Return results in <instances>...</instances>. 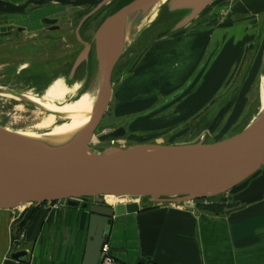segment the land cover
Returning <instances> with one entry per match:
<instances>
[{
	"label": "water",
	"instance_id": "water-1",
	"mask_svg": "<svg viewBox=\"0 0 264 264\" xmlns=\"http://www.w3.org/2000/svg\"><path fill=\"white\" fill-rule=\"evenodd\" d=\"M114 1L24 0L14 3L0 0L2 41H8L5 34L14 30V24L19 32H35L41 29L38 24L43 28L56 24L54 17L62 12L91 9L75 31L78 51L69 59L66 78L69 85L80 81L82 87L87 88L91 76H96L97 95L85 127L67 141L55 143L29 139L0 127V216L8 214L13 222L14 211L30 206L16 226L18 235L35 208L42 204L48 208L54 203H63L66 208L88 212L89 237L80 264H98L101 248L109 240L116 218L137 214L141 209L146 210L143 208L146 205L181 206L186 202L217 198L264 168V109L260 111V106L240 132L214 144L203 141L184 145L148 143L91 149L90 143L110 106L114 69L134 43L144 19L160 5L155 20L147 28L162 18L170 20L169 27L160 29L159 34L151 38L155 42L188 27L214 2L134 0L107 16L92 39L84 42L79 35L82 24L106 11ZM3 95L36 108L10 89H0V96ZM56 117L67 118L59 114ZM124 136L125 132L119 129L99 136V141L106 143ZM105 197L128 198L137 204H120L113 208L105 203ZM4 227L0 221V264H27L24 259L30 255L28 250L8 253L10 240L7 246ZM18 244L13 241L14 246Z\"/></svg>",
	"mask_w": 264,
	"mask_h": 264
},
{
	"label": "flooded vegetation",
	"instance_id": "flooded-vegetation-1",
	"mask_svg": "<svg viewBox=\"0 0 264 264\" xmlns=\"http://www.w3.org/2000/svg\"><path fill=\"white\" fill-rule=\"evenodd\" d=\"M9 1L22 3L24 0ZM133 1L116 0L100 15L87 19L79 29L80 38L88 43L107 16L117 12ZM90 10L89 8L71 10L55 15L54 19L57 20L56 24L43 28V32L52 38L50 40L53 43L55 42L54 47H56L57 51H61L62 56H60L59 61L56 60L51 66L47 65L43 68L40 64H36L32 68L25 69V72L18 78L19 82L33 84L35 88H42L59 76H64L65 79L67 78L69 59L78 51L75 31L80 24V20ZM163 19L152 24L143 32L141 35V44L139 45L144 44L153 36L159 34L160 29L163 30L169 27L168 25H159L165 21ZM13 27L14 30L12 32L5 34L8 40L6 42L9 44L15 41V48L21 52L25 50V44L22 43L24 42L23 39L26 32H19L16 24ZM41 30L35 31L38 33H35L34 36L40 35L41 37ZM183 33L193 34L197 37L198 48L194 50L195 64L187 66L186 71L184 70L185 73H178L176 79L163 82L165 84L163 89H170L172 86H177V90L173 93L168 90V94L165 96L166 99L159 103L157 107L160 108L156 107V109L164 108L166 112H170L173 110L171 107L179 101H181L180 104L188 101V99L195 101L199 99L201 101L203 99L201 97V90L203 88L206 89L204 94L209 95L211 93V97L206 105L197 111L187 109L183 112V110H179L181 107H175L177 109L173 110L175 114L172 113V116L178 115L177 121L171 124L167 132L161 133L166 139L177 137L181 134H189L191 137L196 135L197 128L201 125L200 122L203 117L207 115V111H210L220 101L229 103L230 100L228 101L227 99L234 97L245 86H249L251 89H257L259 98L261 77L264 75V70L262 71V67H264V0H214L188 27L169 35V37L167 36V38L169 39L174 35ZM59 42H65V48ZM136 49L134 48L131 51L130 58L123 56L118 61L112 75V84L114 83V86L123 87L126 80L134 78L135 74H131L134 71L133 66L136 61L134 56L138 53ZM78 74L80 75L81 72L79 71ZM8 86H11L10 83ZM234 89L237 91L235 95ZM153 93L155 92H151V94ZM196 103L194 102V104ZM185 115H188L189 118H187L185 123H179ZM130 127V121H125L102 135L122 129L125 132V136L119 139L121 140L129 136ZM199 141L207 144L204 138ZM169 144L174 143L170 142ZM192 204L186 210L197 211L202 208L222 207L218 199L198 200L192 202ZM54 206L55 203L48 208L45 204H42L35 208L27 225H25V228L17 236H20L29 227L28 225L33 222V219L41 208L45 207L48 210L53 209ZM59 207L60 209L57 210L55 218L47 225L50 228L49 233L52 241L55 236L62 238L60 243L57 239L55 242L53 241V246L57 249L56 259H58L59 264H80L84 256L87 237H89L88 223L90 214L64 206ZM15 212L13 213L14 215ZM25 213L26 211L21 215H17L16 219L18 221L15 225V232L16 226L22 222ZM41 241H43V238L40 237L38 243L32 247L31 252L29 251L31 253V260L29 257L25 258V263L30 260V264H37L36 260L39 259V244ZM14 242L19 243L16 246L19 249L16 251L22 250L20 248V244L22 243L20 237L14 240Z\"/></svg>",
	"mask_w": 264,
	"mask_h": 264
},
{
	"label": "crops",
	"instance_id": "crops-1",
	"mask_svg": "<svg viewBox=\"0 0 264 264\" xmlns=\"http://www.w3.org/2000/svg\"><path fill=\"white\" fill-rule=\"evenodd\" d=\"M149 41L134 56V85L146 81L156 87L195 64L196 35ZM217 198L221 208L188 211L156 206L116 218L108 240L116 260L121 264H264V168ZM7 215L0 221L7 223ZM37 223L42 225L41 220ZM49 230L42 225L41 230L35 227L26 234L37 243L43 238L37 264H59L53 241L60 243L62 238L55 236L52 241Z\"/></svg>",
	"mask_w": 264,
	"mask_h": 264
},
{
	"label": "rangeland",
	"instance_id": "rangeland-1",
	"mask_svg": "<svg viewBox=\"0 0 264 264\" xmlns=\"http://www.w3.org/2000/svg\"><path fill=\"white\" fill-rule=\"evenodd\" d=\"M158 9L159 6L157 8H154L151 16L147 19V21H145V23L141 25L138 30V34L134 37V41H132L134 43L129 46L126 53L124 54L125 58H127V55L131 53L134 48H137L136 50L140 51L146 48V46L151 43L149 41L145 42L142 45H139L141 44V33L150 25V23H152L153 20H155ZM169 24L170 20H165L159 25L167 26ZM38 26H40V28L42 29L41 37L40 35L34 36V34L38 32L29 31L28 33H26L23 39L24 42L22 43L25 44V50L21 52H19L17 48H15V41L14 43L7 44L8 41L6 42L0 40V89H10L14 92L19 93L20 95H24L25 97L36 100L39 103H48L54 109L50 108L44 110L50 112H53L55 110V112L57 113L58 111L56 110H59L67 101L79 100L85 93H88L89 90L87 89H89V85L87 86V88H83L80 81L73 82L69 85L66 83V79L64 76L55 78L47 86H43L42 88H35L33 84H23L22 82H19L18 78H20V76L25 72V69L32 68L36 64H40V66L43 68L47 65L51 66L54 62H56V60L59 61L60 56H62L61 51H57L56 47H54L55 42L53 43L50 40L52 38L49 35L44 34L43 25L38 24ZM2 34L3 33H1L0 36H3ZM0 39H2V37H0ZM59 44H62V47L64 48L66 46L65 42H59ZM57 81L63 82L69 90L63 100H53L46 97L47 91L51 90V86L54 82ZM9 83L11 86H8ZM134 83L137 82H133L131 79L126 80L123 87H117L116 85L114 86L113 83V88H111L113 91V95L111 98L110 106L98 128V131L95 133L90 143V147L94 151H97L100 147L106 145L100 143L99 136H101L103 133H107L112 128H115L125 121H130L131 127L129 129V136L120 140L121 146L126 145L127 147L148 143L165 145V143L169 144L170 142L174 143L172 145H184L197 143L202 138L206 140L207 144H214L226 138L232 137L233 135L240 132L256 115L259 106L261 110V98L264 97L263 75L261 77L259 98L257 89H251L249 88V86H245L237 94V91L234 89V95H236L232 98L230 97L229 99H227L228 101L230 100L229 103L220 101L215 104L210 111H207V115L203 117L202 121L200 122L201 125L199 126V128H197L196 135H193L191 137L189 136V134H181L180 136H175L176 138L173 137L170 139H166V137H163V134L161 133L167 132L171 124L177 121L178 115L172 116V113H174L173 110L177 109L175 107H181L179 110H183V112H185L187 109L197 111L201 107H204L206 105L207 101L211 97V93L209 95L206 93L204 94V92H206V89L203 88L201 90V97L203 98L201 101H199V99L196 101L188 99V101L181 104V101H179L171 107L173 110H171L170 112H166L164 108L156 109V107L159 103L163 102L164 99H166L165 96L168 94L167 91L169 90L171 93H173L177 90V86H172L170 89H163V86H165L163 82H159V85L156 87H153L151 83L148 85L146 81L141 82L138 86H135ZM151 92L155 93L151 94ZM194 102L197 103L194 104ZM39 108L43 109L41 107ZM37 109L38 108H31V106L29 107V105H25L22 102L15 100L13 97L6 95L0 96V127L8 129L13 133L32 130L48 117V114L40 113L37 111ZM187 118H189V116L185 115V117L182 118L179 123H185ZM67 122H69L68 118H56L55 125H65L67 124ZM58 205L64 206L63 203H55L53 209L47 210V208L45 207L41 208L33 219V222L28 225L29 227H27V229L22 234H20V236L15 235V225L18 221L16 218L17 215L23 214L30 206H26L27 208L25 207L18 209L16 211L17 213L15 212L13 219L14 221L11 222V220L8 219V222L4 223L7 246L8 240H10V248L8 253L14 252L19 249L18 247L13 245V241L17 240L19 237L22 242L20 244V248H22V250L27 249L31 252L30 246H34L37 241L29 239L28 237H26V234L28 232H31L30 230L34 229L35 227L39 231V229L41 230L42 225L47 226L45 220H51L55 218L57 210L60 209ZM117 205L119 204H116L115 206ZM192 205L193 204L168 206L171 208H175L176 210H186ZM153 207L154 205H146L143 208L149 209ZM38 220L42 221V225L37 223ZM44 240L47 239L45 238ZM49 242L51 243L50 240ZM30 256L31 255H29V259Z\"/></svg>",
	"mask_w": 264,
	"mask_h": 264
},
{
	"label": "bare ground",
	"instance_id": "bare-ground-1",
	"mask_svg": "<svg viewBox=\"0 0 264 264\" xmlns=\"http://www.w3.org/2000/svg\"><path fill=\"white\" fill-rule=\"evenodd\" d=\"M158 6L160 7V5ZM158 6H156L155 8H157ZM152 13H153V10L144 19L142 24L145 23V21H147V19L151 16ZM91 78L88 84L89 85L88 86L89 89H87L89 90L88 93H85L79 100L67 101L66 103L63 104V106L59 110H56L58 111L57 113L55 112V110L53 112L44 110V109L53 108L50 104L46 102H45L46 104L39 103L36 100L30 99L28 97H25L24 95H21V97L25 101L31 102L34 105H36V108H38L37 109L38 112L46 113L48 114L47 115L48 117L47 119H44V121L41 124H39L37 127H35L32 130H28L25 132H14V133L20 136L29 138V139L46 140L50 143L67 141V139L70 138V136L75 134L83 126L85 127V125L89 121L92 106L94 104V101L97 95V85H96L97 80H96L95 74L91 76ZM51 87L52 89L47 91L46 97L49 99H53V100H63L69 91L67 86L63 82H60V81L54 82ZM15 100L18 101V99H15ZM39 107L43 109H40ZM263 109H264V97L261 98V110ZM56 114L67 117L69 119V122H67V124L65 125L56 126L55 125V121L57 118ZM104 200L108 206L113 207V208L116 204H119V205L120 204L128 205L129 203L137 204V202L129 201L128 198L105 197ZM25 207L26 206L22 208H25Z\"/></svg>",
	"mask_w": 264,
	"mask_h": 264
},
{
	"label": "built area",
	"instance_id": "built-area-1",
	"mask_svg": "<svg viewBox=\"0 0 264 264\" xmlns=\"http://www.w3.org/2000/svg\"><path fill=\"white\" fill-rule=\"evenodd\" d=\"M107 145L110 147L121 146L120 140H112V142L109 141ZM185 204L191 205L192 202H188ZM101 249L102 250L100 252L98 264H121L120 261L116 260L111 245L108 242H106Z\"/></svg>",
	"mask_w": 264,
	"mask_h": 264
},
{
	"label": "trees",
	"instance_id": "trees-1",
	"mask_svg": "<svg viewBox=\"0 0 264 264\" xmlns=\"http://www.w3.org/2000/svg\"><path fill=\"white\" fill-rule=\"evenodd\" d=\"M113 14V13H112Z\"/></svg>",
	"mask_w": 264,
	"mask_h": 264
}]
</instances>
